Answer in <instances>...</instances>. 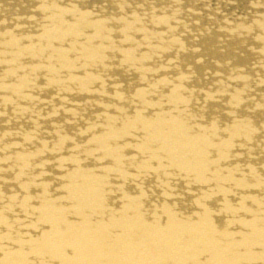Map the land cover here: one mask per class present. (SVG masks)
Masks as SVG:
<instances>
[{"label": "bare ground", "instance_id": "obj_1", "mask_svg": "<svg viewBox=\"0 0 264 264\" xmlns=\"http://www.w3.org/2000/svg\"><path fill=\"white\" fill-rule=\"evenodd\" d=\"M0 264H264V0H0Z\"/></svg>", "mask_w": 264, "mask_h": 264}]
</instances>
